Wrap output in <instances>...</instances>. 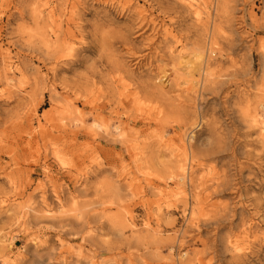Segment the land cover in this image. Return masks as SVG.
I'll return each mask as SVG.
<instances>
[{
	"label": "rangeland",
	"instance_id": "1",
	"mask_svg": "<svg viewBox=\"0 0 264 264\" xmlns=\"http://www.w3.org/2000/svg\"><path fill=\"white\" fill-rule=\"evenodd\" d=\"M263 47L264 0H0V264H264Z\"/></svg>",
	"mask_w": 264,
	"mask_h": 264
},
{
	"label": "bare ground",
	"instance_id": "2",
	"mask_svg": "<svg viewBox=\"0 0 264 264\" xmlns=\"http://www.w3.org/2000/svg\"><path fill=\"white\" fill-rule=\"evenodd\" d=\"M191 6H193L192 4H191ZM75 5H73L72 6V14L74 15L75 14ZM193 11H195V14L197 15V17H199V15H200V13L195 9V10H193ZM252 19V21H253V18H251ZM71 21L73 22V23H76L75 22V18H72L71 19ZM150 22V24H152V22L151 21H149ZM141 25H143V23L141 24ZM145 25H143V27H144ZM149 27H150V25H149ZM76 35H75V31L74 30H72L71 28H69V29H67V31L65 32V49L66 50H69L68 52H66V54L65 55H61L60 57L61 58H65V60H69L70 59V57H72V56H74V47H72V44H69V40L70 39H72V37H75ZM69 44V45H68ZM263 50H264V47L262 48ZM173 51V50H172ZM179 52H181V50L179 51ZM139 62V61H138ZM137 62V63H138ZM122 80H123V78H122ZM126 85V84H125ZM129 95V94H128ZM135 95L136 94H130V96H134V98L133 99H137L136 97H135ZM138 96V95H137ZM261 106V108L264 110V104H261L260 105ZM260 117H262V115H260V116H258V114H257V112L255 111V114L254 115H252V119H253V121L254 122H258L259 121V118ZM92 128H93V133L94 134H97L100 130H103L104 129V126H102L101 124H99V123H94V124H92V126H91ZM103 128V129H102ZM107 132V131H106ZM120 133V135L121 136H123V133L122 132H119ZM127 187L128 188H130V184H127ZM201 210H204V207H201L200 208ZM131 220H132V225L133 226H136V223L134 222V220H133V217H131ZM251 226V225H250ZM250 226H247V227H245V230H248V228H250ZM250 230V229H249ZM8 262H6V264H7Z\"/></svg>",
	"mask_w": 264,
	"mask_h": 264
}]
</instances>
